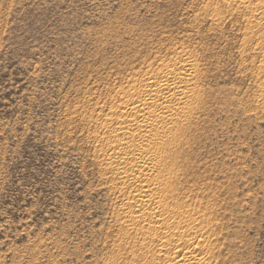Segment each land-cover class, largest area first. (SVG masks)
I'll return each instance as SVG.
<instances>
[{"label":"rangeland","instance_id":"1","mask_svg":"<svg viewBox=\"0 0 264 264\" xmlns=\"http://www.w3.org/2000/svg\"><path fill=\"white\" fill-rule=\"evenodd\" d=\"M260 19L232 0H0V264H143L102 139L123 93L182 57L200 104L170 147L190 219L168 234L195 225L210 264H264Z\"/></svg>","mask_w":264,"mask_h":264},{"label":"bare ground","instance_id":"2","mask_svg":"<svg viewBox=\"0 0 264 264\" xmlns=\"http://www.w3.org/2000/svg\"><path fill=\"white\" fill-rule=\"evenodd\" d=\"M232 1L250 10L254 16L264 18V0ZM174 62L133 85L132 90L123 93L120 104L111 107L113 118H107L106 124L118 122L119 126L109 128L110 132L102 139L104 151L109 156L106 165L109 173L115 177L113 180L117 181L114 187L127 195L120 212L126 228L123 232L137 230V234L144 239L142 245L147 247L140 253L133 250L132 257L139 256L143 264H210L211 258L206 250V243L210 240L206 232L195 229L194 225L190 229L187 227L185 232L181 228L182 234L177 229L180 234L175 238L168 234L173 224L175 227L188 225L187 218L184 219L186 208L171 207L169 200L172 187L168 165L177 161L170 147L180 140L184 132V127L179 129L180 121L183 118L191 119L200 104V91L197 86L193 87L197 82H194L197 79L194 77L196 65L183 57ZM177 216L179 219L176 223L180 224L170 223ZM126 233L123 235L127 237ZM153 246L158 254L151 251Z\"/></svg>","mask_w":264,"mask_h":264}]
</instances>
